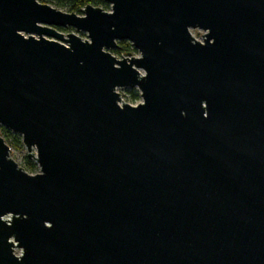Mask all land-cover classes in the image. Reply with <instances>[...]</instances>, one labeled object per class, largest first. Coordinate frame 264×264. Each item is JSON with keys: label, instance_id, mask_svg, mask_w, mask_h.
Returning <instances> with one entry per match:
<instances>
[{"label": "water", "instance_id": "1", "mask_svg": "<svg viewBox=\"0 0 264 264\" xmlns=\"http://www.w3.org/2000/svg\"><path fill=\"white\" fill-rule=\"evenodd\" d=\"M101 1L0 0V264H264V0Z\"/></svg>", "mask_w": 264, "mask_h": 264}, {"label": "rangeland", "instance_id": "2", "mask_svg": "<svg viewBox=\"0 0 264 264\" xmlns=\"http://www.w3.org/2000/svg\"><path fill=\"white\" fill-rule=\"evenodd\" d=\"M105 12H110L109 6ZM65 33H67V32H65ZM190 33H191V36L196 41L202 42L201 36L203 35V32H201L199 30H194V31H191ZM79 36L82 37L81 35H79ZM82 38H84V37H82ZM125 43H127V42H125ZM127 44L130 45L129 43H127ZM120 48L121 47L118 45L117 49L119 50ZM123 50L126 52H123V54H120V55L113 53L112 51L110 53L117 60H122L123 58L127 57V55H131V57H134V58L139 57L138 52L136 50H134L131 45L128 48H123ZM116 92L119 94L121 101L124 104L136 106V105L141 103L140 93L136 89H117ZM1 129H3V128L0 127V137L3 139V137L1 136ZM3 130H5V129H3ZM11 135H12V137L10 138L11 142H13V140H14L13 137L19 138L20 142H21V138L19 136L13 135V134H11ZM26 157H27V152H26L25 148L22 146V144L20 146H18L17 148H15V147L10 148V158L18 165V167L23 169L29 175L38 174L39 173L38 166L35 164V162L33 160H28ZM30 164L33 165V171L28 172L27 168H28V166H30Z\"/></svg>", "mask_w": 264, "mask_h": 264}, {"label": "trees", "instance_id": "3", "mask_svg": "<svg viewBox=\"0 0 264 264\" xmlns=\"http://www.w3.org/2000/svg\"><path fill=\"white\" fill-rule=\"evenodd\" d=\"M40 4L44 5H49L59 11H63L65 13L69 14H75L77 16H82V10L86 6H92L95 8H100L104 11L108 9V6L104 4L101 0H36ZM84 37L83 35H81ZM118 45L121 47L119 50L116 49L112 51L113 53H116L118 55L123 54V52H126L123 50V48H128L130 45H128L125 42L118 43ZM1 136L3 137L5 143L9 148L15 147L17 148L18 146L21 145L20 139L19 138H14L13 142L10 141V138L12 135L6 131L1 129ZM28 172L33 171V165L30 164L27 168Z\"/></svg>", "mask_w": 264, "mask_h": 264}, {"label": "built area", "instance_id": "4", "mask_svg": "<svg viewBox=\"0 0 264 264\" xmlns=\"http://www.w3.org/2000/svg\"><path fill=\"white\" fill-rule=\"evenodd\" d=\"M84 36V35H83ZM84 38H86L85 36H84Z\"/></svg>", "mask_w": 264, "mask_h": 264}]
</instances>
